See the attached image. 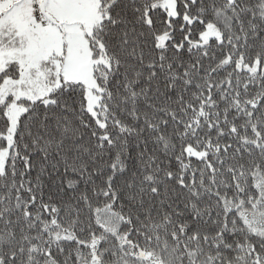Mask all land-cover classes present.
<instances>
[{"label": "snow or ice", "instance_id": "6c2138e0", "mask_svg": "<svg viewBox=\"0 0 264 264\" xmlns=\"http://www.w3.org/2000/svg\"><path fill=\"white\" fill-rule=\"evenodd\" d=\"M0 264H264V0H0Z\"/></svg>", "mask_w": 264, "mask_h": 264}]
</instances>
